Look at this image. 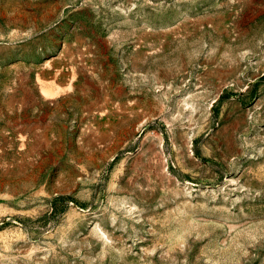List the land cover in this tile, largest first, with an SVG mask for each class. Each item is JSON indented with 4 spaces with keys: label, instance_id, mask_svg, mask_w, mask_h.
Masks as SVG:
<instances>
[{
    "label": "rangeland",
    "instance_id": "374dc122",
    "mask_svg": "<svg viewBox=\"0 0 264 264\" xmlns=\"http://www.w3.org/2000/svg\"><path fill=\"white\" fill-rule=\"evenodd\" d=\"M0 264H264V0H0Z\"/></svg>",
    "mask_w": 264,
    "mask_h": 264
},
{
    "label": "bare ground",
    "instance_id": "6f19581e",
    "mask_svg": "<svg viewBox=\"0 0 264 264\" xmlns=\"http://www.w3.org/2000/svg\"><path fill=\"white\" fill-rule=\"evenodd\" d=\"M44 93H45L46 95H49V92H48L47 90H45Z\"/></svg>",
    "mask_w": 264,
    "mask_h": 264
}]
</instances>
